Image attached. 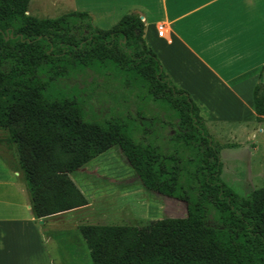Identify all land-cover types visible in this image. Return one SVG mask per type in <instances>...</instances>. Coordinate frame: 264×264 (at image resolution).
I'll list each match as a JSON object with an SVG mask.
<instances>
[{"label":"trees","instance_id":"trees-1","mask_svg":"<svg viewBox=\"0 0 264 264\" xmlns=\"http://www.w3.org/2000/svg\"><path fill=\"white\" fill-rule=\"evenodd\" d=\"M29 2L0 0V142L15 156L31 216L87 205L69 174L117 147L141 186L184 202L185 216L141 226L78 224L91 264H264V187L241 197L221 182L222 146L146 45L142 14L129 10L101 30L86 12L35 18ZM107 64L174 112L177 132L169 140L187 157L134 140L122 118L86 121L82 102L50 93L74 69ZM252 104L255 121H264V68Z\"/></svg>","mask_w":264,"mask_h":264},{"label":"crops","instance_id":"crops-1","mask_svg":"<svg viewBox=\"0 0 264 264\" xmlns=\"http://www.w3.org/2000/svg\"><path fill=\"white\" fill-rule=\"evenodd\" d=\"M42 3L59 10L58 16L89 13L101 30L109 29L127 11H139L146 45L171 83L194 103L208 137L222 146L219 177L233 187L237 182L233 172L225 167L222 177V157L233 161L243 150L251 159L264 136V121H255L252 104V89L264 68V0ZM158 25L163 27L162 36L157 35ZM14 167V154L0 142V264H91L76 229L84 221L78 214L88 209V199L84 196L83 207L35 220Z\"/></svg>","mask_w":264,"mask_h":264},{"label":"rangeland","instance_id":"rangeland-1","mask_svg":"<svg viewBox=\"0 0 264 264\" xmlns=\"http://www.w3.org/2000/svg\"><path fill=\"white\" fill-rule=\"evenodd\" d=\"M51 9L42 0H31L29 15L38 19L57 17L59 10ZM50 93L75 97L82 102L86 121L122 118L134 140L152 142L162 152L175 148L184 158L188 156L179 144L169 140L177 132L174 112L150 98L141 81L116 74L108 64L74 69L68 76L54 81ZM236 153L238 159L233 161L222 157V177L225 167L228 173L233 172L237 182L231 184L232 188L225 185L244 197L250 190L264 187V136L251 159L243 150ZM69 178L75 186H80L77 188L89 201L88 209L78 214L84 219L80 224L141 226L148 220L185 216L184 202L149 192L141 186L117 147L93 158L70 173ZM220 180L225 183L223 178ZM208 221H214L211 209Z\"/></svg>","mask_w":264,"mask_h":264},{"label":"built area","instance_id":"built-area-1","mask_svg":"<svg viewBox=\"0 0 264 264\" xmlns=\"http://www.w3.org/2000/svg\"><path fill=\"white\" fill-rule=\"evenodd\" d=\"M162 33H163V27H162V25H158L157 26V35L162 36Z\"/></svg>","mask_w":264,"mask_h":264}]
</instances>
